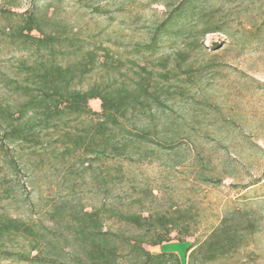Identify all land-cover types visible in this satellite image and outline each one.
Masks as SVG:
<instances>
[{"label": "trees", "instance_id": "trees-1", "mask_svg": "<svg viewBox=\"0 0 264 264\" xmlns=\"http://www.w3.org/2000/svg\"><path fill=\"white\" fill-rule=\"evenodd\" d=\"M86 1L95 13L108 12L102 3L109 0ZM204 4L205 0L167 3L165 16L151 23L147 40L134 47L135 58L80 35L67 19L35 0L23 11L0 6V53L7 56L5 67H0V149L7 164L20 171L26 156L50 146V156L62 163L65 177L75 173L77 164L82 173L95 174L98 164L103 177L96 176L105 184L121 176L119 164L130 151L141 153L151 145L169 148L173 139L166 130L159 131L154 117L183 95L184 87L177 81L189 52L199 47L195 45L199 35L222 30L221 22L204 11ZM189 15L196 18L194 26L184 23ZM178 37L187 40L185 48L174 57L161 55L158 68L149 67L146 56ZM98 70L101 77L85 86ZM189 71L184 72V81L192 77ZM95 99L100 100V111L90 105ZM11 147L18 148L17 156L10 155ZM190 219L188 213L125 211L105 203L87 209L71 200H61L48 213L29 220L2 213L0 261L184 264L177 252L163 247L173 239L185 242L184 237L191 235ZM227 226L223 219L191 251L192 259L199 254L196 260H214L237 249L240 232Z\"/></svg>", "mask_w": 264, "mask_h": 264}, {"label": "rangeland", "instance_id": "rangeland-1", "mask_svg": "<svg viewBox=\"0 0 264 264\" xmlns=\"http://www.w3.org/2000/svg\"><path fill=\"white\" fill-rule=\"evenodd\" d=\"M31 1L0 0V6L23 11ZM35 1L67 19L80 35L135 58L134 47L147 40V27L165 16L167 3L178 0H109L102 3L108 11L102 15L86 0ZM203 9L221 22L222 30L199 35V47L189 52L177 81L183 95L154 117L159 131L173 139L170 147L130 151L119 164L121 176L105 184L96 176L103 177L98 164L95 174L82 173L77 164L75 173L65 177L50 146L26 156L20 171L7 164L0 149V214L29 220L61 200L79 201L87 209L105 203L125 211L188 213L191 235L185 242L171 240L163 250L177 252L184 264H264V0H205ZM195 19L189 15L184 23L194 26ZM186 42L178 37L147 55L149 67L158 68L161 55L174 57ZM6 57L0 53L2 68ZM188 68L193 75L184 81ZM101 74L94 72L85 86ZM90 105L101 110L98 99ZM17 150L11 147L10 155L17 156ZM107 165L113 168L114 162ZM223 219L227 229L239 230V247L218 259L196 260L199 254L192 259L191 251Z\"/></svg>", "mask_w": 264, "mask_h": 264}]
</instances>
